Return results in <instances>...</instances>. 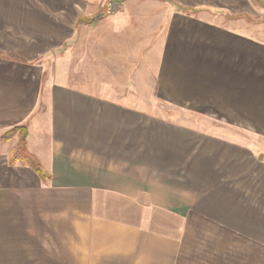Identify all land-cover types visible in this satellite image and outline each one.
I'll return each instance as SVG.
<instances>
[{"label": "crops", "instance_id": "0c3cea01", "mask_svg": "<svg viewBox=\"0 0 264 264\" xmlns=\"http://www.w3.org/2000/svg\"><path fill=\"white\" fill-rule=\"evenodd\" d=\"M52 1L0 0V264H264V158L122 104L137 97H102L46 76L45 60L65 31L96 15L72 14L70 27L64 0ZM124 1L105 18L124 12ZM125 39L121 27L105 34V60L135 61L126 75L146 84L157 69L149 58L137 69L141 53L125 52ZM89 83L107 88L108 81ZM17 126L26 127V150L49 175L45 182L9 165L19 136H2ZM117 205L162 213L173 231L112 219Z\"/></svg>", "mask_w": 264, "mask_h": 264}, {"label": "rangeland", "instance_id": "374dc122", "mask_svg": "<svg viewBox=\"0 0 264 264\" xmlns=\"http://www.w3.org/2000/svg\"><path fill=\"white\" fill-rule=\"evenodd\" d=\"M175 1L209 6L211 13L188 14L169 3L125 0L124 12L117 13V18L106 19L107 15L92 26L85 24L89 21L76 20L73 30L65 31L64 44L45 60L46 76L63 78L66 85L102 97H137L139 101L122 104L179 124L201 127L244 144L264 158V8L253 6L250 0ZM107 2L64 0V13L69 20L66 25L70 26L72 14L95 13L96 17ZM28 3L43 4L44 0ZM238 14L248 15L252 22L228 18ZM121 21L129 22L130 26L124 22L119 25ZM118 27L122 28L123 39H127L125 52L132 53L138 48L141 53L137 69L148 63L157 69L151 70L153 77L146 79V84L134 85L136 81L126 75L131 69L128 67L136 65L132 59L121 63L105 60L103 39ZM123 58L127 59L125 55ZM128 79L130 84L126 83ZM104 80L108 81L107 88L89 83ZM108 216L137 222L160 233L173 231L174 224L166 216L143 207L129 206L122 212L117 205Z\"/></svg>", "mask_w": 264, "mask_h": 264}, {"label": "trees", "instance_id": "16d2710c", "mask_svg": "<svg viewBox=\"0 0 264 264\" xmlns=\"http://www.w3.org/2000/svg\"><path fill=\"white\" fill-rule=\"evenodd\" d=\"M253 6L258 7V8H264V3H262L260 0H250ZM229 19H239V18H244L250 22L251 18L248 17L246 14H238V15H232L228 17ZM80 22H90L89 19H84L80 18ZM12 57L14 60L19 61V62H24L20 58L16 57L13 55ZM18 134L19 139L10 153L9 156V165H15L19 164L21 166H26L32 169L35 174L42 180L46 181L49 178V175L45 172V170L42 168L41 164L39 161L32 155L28 153L26 150V137H27V129L25 126H17L12 128L11 130L7 131L3 136H2V141H8L11 139L14 135Z\"/></svg>", "mask_w": 264, "mask_h": 264}, {"label": "water", "instance_id": "95a60500", "mask_svg": "<svg viewBox=\"0 0 264 264\" xmlns=\"http://www.w3.org/2000/svg\"><path fill=\"white\" fill-rule=\"evenodd\" d=\"M119 7H120V4L116 2L115 0H108L104 11H102V13H100L96 17H93L92 23L98 22L99 20L103 19L106 15H111V14L116 13Z\"/></svg>", "mask_w": 264, "mask_h": 264}]
</instances>
